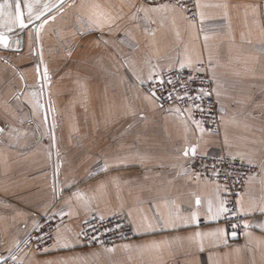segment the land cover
<instances>
[{"label": "crops", "instance_id": "obj_1", "mask_svg": "<svg viewBox=\"0 0 264 264\" xmlns=\"http://www.w3.org/2000/svg\"><path fill=\"white\" fill-rule=\"evenodd\" d=\"M5 3L0 258L264 264V0H197L196 21L176 4L145 0ZM197 64L215 83L219 135L148 87L160 72ZM226 155L259 170L239 198L247 230L236 240L222 222V188L185 167L195 156ZM49 214L59 220L55 245L39 253L27 239ZM116 214L130 223L131 240L80 245L87 218Z\"/></svg>", "mask_w": 264, "mask_h": 264}, {"label": "built area", "instance_id": "obj_2", "mask_svg": "<svg viewBox=\"0 0 264 264\" xmlns=\"http://www.w3.org/2000/svg\"><path fill=\"white\" fill-rule=\"evenodd\" d=\"M150 4L172 3L181 7L187 18L196 21L197 0H145ZM149 89L164 105L178 107L191 113L193 122L206 131L220 134L222 110L213 96L215 83L206 71L205 64L191 68H176L158 73L148 84ZM185 167L199 180L214 183L223 190L225 209L222 222L227 225V235L240 239L247 230L246 217L239 209V198L247 180L259 173L256 166L232 156H195ZM59 220L45 216L27 239L39 253L51 251L55 245V231ZM134 237L128 220L121 214L110 217L92 215L87 218L78 234L83 247H111ZM0 264H22L14 256L0 258Z\"/></svg>", "mask_w": 264, "mask_h": 264}, {"label": "snow or ice", "instance_id": "obj_3", "mask_svg": "<svg viewBox=\"0 0 264 264\" xmlns=\"http://www.w3.org/2000/svg\"><path fill=\"white\" fill-rule=\"evenodd\" d=\"M17 7V10H19V4L17 3L16 5ZM4 8H11V5L10 4H0V13H2L3 9ZM29 8H31V5H29ZM9 15L11 16V13H9ZM15 19H17L19 21V23L21 24V26H24V21L22 19V16H17L15 17ZM0 40H2V37H0ZM6 46V44H5ZM220 211H226V209H224L223 207L220 209Z\"/></svg>", "mask_w": 264, "mask_h": 264}, {"label": "rangeland", "instance_id": "obj_4", "mask_svg": "<svg viewBox=\"0 0 264 264\" xmlns=\"http://www.w3.org/2000/svg\"><path fill=\"white\" fill-rule=\"evenodd\" d=\"M149 84V83H148ZM149 87V86H148ZM52 174H53V183H54V187H55V194L57 195L58 194V190H57V188H56V176H57V169H56V166H55V164H53L52 165ZM53 215V214H52ZM55 216V215H54Z\"/></svg>", "mask_w": 264, "mask_h": 264}, {"label": "water", "instance_id": "obj_5", "mask_svg": "<svg viewBox=\"0 0 264 264\" xmlns=\"http://www.w3.org/2000/svg\"><path fill=\"white\" fill-rule=\"evenodd\" d=\"M2 40H3V38H2Z\"/></svg>", "mask_w": 264, "mask_h": 264}]
</instances>
